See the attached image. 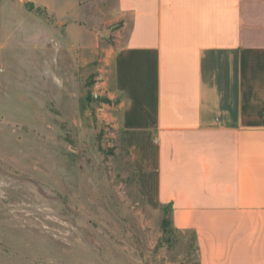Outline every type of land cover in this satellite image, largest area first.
Instances as JSON below:
<instances>
[{
	"label": "crops",
	"instance_id": "0c3cea01",
	"mask_svg": "<svg viewBox=\"0 0 264 264\" xmlns=\"http://www.w3.org/2000/svg\"><path fill=\"white\" fill-rule=\"evenodd\" d=\"M25 2L86 22L67 36L103 60L136 185L194 233L197 264H264V0Z\"/></svg>",
	"mask_w": 264,
	"mask_h": 264
},
{
	"label": "rangeland",
	"instance_id": "374dc122",
	"mask_svg": "<svg viewBox=\"0 0 264 264\" xmlns=\"http://www.w3.org/2000/svg\"><path fill=\"white\" fill-rule=\"evenodd\" d=\"M0 4V264H197L194 233L136 185L103 60L67 36L86 22Z\"/></svg>",
	"mask_w": 264,
	"mask_h": 264
},
{
	"label": "water",
	"instance_id": "95a60500",
	"mask_svg": "<svg viewBox=\"0 0 264 264\" xmlns=\"http://www.w3.org/2000/svg\"><path fill=\"white\" fill-rule=\"evenodd\" d=\"M97 99V98H96Z\"/></svg>",
	"mask_w": 264,
	"mask_h": 264
}]
</instances>
